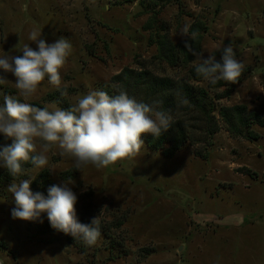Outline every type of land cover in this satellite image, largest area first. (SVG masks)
Masks as SVG:
<instances>
[{
  "label": "rangeland",
  "instance_id": "rangeland-1",
  "mask_svg": "<svg viewBox=\"0 0 264 264\" xmlns=\"http://www.w3.org/2000/svg\"><path fill=\"white\" fill-rule=\"evenodd\" d=\"M156 11L158 27L175 45L184 40L178 33L185 24L191 32L202 23L203 58L231 44L244 64L248 75L229 98L217 99L223 90L210 89L206 80L192 84L210 94L218 132L208 138L195 115L178 106L172 124L179 123L189 141L171 157L148 147L151 134L142 135L137 157L102 169H77L58 148L47 153L48 165L28 177L47 170L55 185L69 184L77 217L84 224L100 220L93 246L53 229L46 213L42 223L13 219L12 182L4 181L7 169L0 166V264H264V127L255 123L259 139L250 141L232 135L220 116L222 108L245 106L264 121V0H169ZM152 14L147 0H0V57L22 56L26 43L38 50L28 39L33 29L48 44L70 41L61 70L67 95L46 78L27 101L50 110L62 99L71 106L102 90L126 68L186 80L187 69L155 59L145 28ZM0 76L8 79L0 85V104L4 95L22 100L14 76L2 69Z\"/></svg>",
  "mask_w": 264,
  "mask_h": 264
},
{
  "label": "clouds",
  "instance_id": "clouds-1",
  "mask_svg": "<svg viewBox=\"0 0 264 264\" xmlns=\"http://www.w3.org/2000/svg\"><path fill=\"white\" fill-rule=\"evenodd\" d=\"M27 9L28 5L24 4L23 10ZM190 27L185 24L178 34L184 38L187 52L196 57V74L211 85L219 81L235 84L244 64L236 58L231 44L223 48L222 61L218 62L212 54L203 58V52L193 47L197 33L190 32ZM28 39L36 43L38 50L26 43L22 56L0 57V69L14 76L15 88L23 100L4 95L0 104V133L12 141L0 149V166L13 178L19 176L24 171L23 165L29 162L37 169H44L49 161L47 153L53 148L59 149L61 157L72 159L77 169L89 164L97 169L107 168L137 157L143 148L142 135L159 137L172 126L170 112L137 101L117 85L112 87L118 94L92 90L67 110L59 107L50 110L27 102L46 78L61 96L67 95V90L61 89V70L72 51L69 40L60 38L48 44L36 29L29 33ZM7 82L5 76H0V85ZM37 141L41 142L39 151ZM33 179L35 177L19 182L13 180L8 186L7 191L14 196L16 205L11 210L12 218L42 223L41 216L46 213L53 229L82 240L87 246L95 245L101 235L100 220L95 216L90 224L78 222L77 195L69 184L49 187L45 197L31 190Z\"/></svg>",
  "mask_w": 264,
  "mask_h": 264
},
{
  "label": "trees",
  "instance_id": "trees-1",
  "mask_svg": "<svg viewBox=\"0 0 264 264\" xmlns=\"http://www.w3.org/2000/svg\"><path fill=\"white\" fill-rule=\"evenodd\" d=\"M151 6L152 17L146 24L145 28L150 31V42L156 46L157 54L155 59L163 64H166L172 69L184 68L187 69L188 77L186 80L177 82L169 77H158L153 75L146 69L135 71L129 68L124 69L120 74L114 76L110 83L102 90L109 95L118 94L112 85H117L125 90L130 97H134L139 102H144L158 110L168 111L175 116L178 106L183 113L195 115V120L204 125V132L208 138H212L217 132L218 127L214 117V102L210 98V94L206 89L195 87L192 84L203 82L205 79L196 74L194 70V62L196 57L187 52L184 47V42L175 45L169 36L164 33V29H160L156 23V9L165 5L169 0H147ZM195 31L197 37L193 43V47L197 51H202L207 27L202 23H195L191 32ZM223 51L216 53V57L222 56ZM218 62L222 59L217 60ZM247 71H242L240 77L235 84L226 81H219L216 85H209V88L214 91L223 90L221 95L216 96L222 100L229 98L236 89L244 82ZM187 103H184V101ZM60 108L67 110L70 105L63 99L58 101ZM40 107V106H37ZM43 108V107H41ZM220 116L226 124L228 131L237 137L247 138L250 141L258 140L259 136L253 131V125L259 124L264 127V121L256 113H252L245 106H235L231 108H222ZM187 131L179 124L172 126L163 132L159 137H154L152 134L145 138L148 147L152 150L161 152L164 156H173L178 153L185 144L189 141ZM11 139L0 135V149L11 144ZM24 171L17 177L13 178L8 170L5 182H16L22 179H29L28 175L34 169L31 163L23 165ZM65 173L64 178H73L72 175ZM55 185L52 180V175L49 171H41L30 185L31 190L42 193L45 197L48 195L49 187ZM78 222L83 223L80 217H77ZM85 249V248H84Z\"/></svg>",
  "mask_w": 264,
  "mask_h": 264
}]
</instances>
